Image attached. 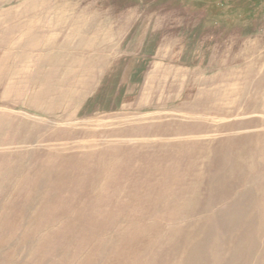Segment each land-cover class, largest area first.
<instances>
[{
	"label": "rangeland",
	"instance_id": "374dc122",
	"mask_svg": "<svg viewBox=\"0 0 264 264\" xmlns=\"http://www.w3.org/2000/svg\"><path fill=\"white\" fill-rule=\"evenodd\" d=\"M0 264H264V0H0Z\"/></svg>",
	"mask_w": 264,
	"mask_h": 264
},
{
	"label": "bare ground",
	"instance_id": "6f19581e",
	"mask_svg": "<svg viewBox=\"0 0 264 264\" xmlns=\"http://www.w3.org/2000/svg\"><path fill=\"white\" fill-rule=\"evenodd\" d=\"M236 185H238V183H237V182L235 183V185H234V186H236ZM196 249H197V248H196ZM196 249H195V251H196ZM195 251H194V252H195ZM194 252H193V253H194ZM196 252H197V251H196ZM196 252H195V253H196ZM197 254H198V253H197ZM198 256H199V254H198ZM196 257H197V256H196ZM194 259H195V255H194L193 261H194ZM196 260H197V259H196Z\"/></svg>",
	"mask_w": 264,
	"mask_h": 264
}]
</instances>
